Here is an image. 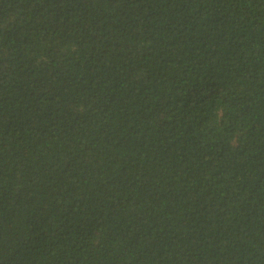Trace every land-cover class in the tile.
<instances>
[{
  "label": "trees",
  "instance_id": "trees-1",
  "mask_svg": "<svg viewBox=\"0 0 264 264\" xmlns=\"http://www.w3.org/2000/svg\"><path fill=\"white\" fill-rule=\"evenodd\" d=\"M0 264H264V0H0Z\"/></svg>",
  "mask_w": 264,
  "mask_h": 264
}]
</instances>
